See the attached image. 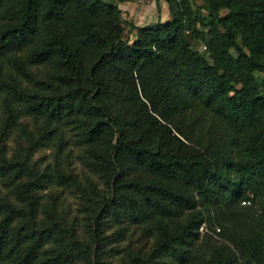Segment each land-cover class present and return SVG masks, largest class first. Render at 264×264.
<instances>
[{
  "label": "trees",
  "instance_id": "obj_1",
  "mask_svg": "<svg viewBox=\"0 0 264 264\" xmlns=\"http://www.w3.org/2000/svg\"><path fill=\"white\" fill-rule=\"evenodd\" d=\"M166 1L0 0V264H264V0Z\"/></svg>",
  "mask_w": 264,
  "mask_h": 264
},
{
  "label": "rangeland",
  "instance_id": "obj_2",
  "mask_svg": "<svg viewBox=\"0 0 264 264\" xmlns=\"http://www.w3.org/2000/svg\"><path fill=\"white\" fill-rule=\"evenodd\" d=\"M199 0H191V3L194 4L196 2H198ZM120 14L122 16H124L121 11ZM127 19H131L128 16H124ZM132 20V19H131ZM133 21V20H132ZM124 28H127V23L124 22ZM140 24V23H137ZM135 34V30L132 28L129 33H128V37L129 39H131ZM192 44L198 48V49H202L203 48V44L200 40L198 39H192ZM257 73H260V71H257ZM22 120H25V122L27 123L28 126H30V117L29 116H23ZM8 147L9 150H12V147L14 146V141L13 139H9L8 142ZM69 146L64 147V148H70V152H69V158L66 159V157L64 156L63 153H65V150H63V152L60 154V159H61V164H63V166L67 169V170H71L72 172H74L78 177H83L85 174H90L93 175L91 172H89L87 170V168L83 165V163L81 162V160L76 157L74 154L76 152V146L73 144H68ZM53 146H39L35 149H33L32 151V157H37V156H42L43 159L42 160H51L52 159V155H53ZM64 156V157H63ZM53 190L57 189L56 187L52 188ZM76 201V197L74 195V193L72 191L69 190H65L63 192V194L61 195V204L67 206L70 208V211H73V206L75 204ZM125 235L123 238L116 240L117 245L123 246L125 244H129L132 247H136L138 244L140 243H147L144 241L143 237H139L138 236V230L136 228H134L132 225H125ZM200 230H202L204 228V223L200 224L198 227ZM110 257H114L113 255H110Z\"/></svg>",
  "mask_w": 264,
  "mask_h": 264
},
{
  "label": "crops",
  "instance_id": "obj_3",
  "mask_svg": "<svg viewBox=\"0 0 264 264\" xmlns=\"http://www.w3.org/2000/svg\"><path fill=\"white\" fill-rule=\"evenodd\" d=\"M116 2L121 13L131 18L134 23L168 17L166 0H147L144 3H136L134 0H116Z\"/></svg>",
  "mask_w": 264,
  "mask_h": 264
},
{
  "label": "built area",
  "instance_id": "obj_4",
  "mask_svg": "<svg viewBox=\"0 0 264 264\" xmlns=\"http://www.w3.org/2000/svg\"><path fill=\"white\" fill-rule=\"evenodd\" d=\"M136 3H144L146 2L147 0H134ZM249 195H250V192H247V196H242L240 198V202H248L249 201Z\"/></svg>",
  "mask_w": 264,
  "mask_h": 264
}]
</instances>
